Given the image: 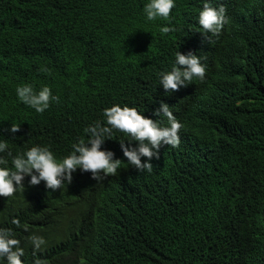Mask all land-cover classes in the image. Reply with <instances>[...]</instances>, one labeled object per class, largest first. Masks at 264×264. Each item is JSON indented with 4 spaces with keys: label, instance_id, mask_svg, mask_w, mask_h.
<instances>
[{
    "label": "clouds",
    "instance_id": "obj_1",
    "mask_svg": "<svg viewBox=\"0 0 264 264\" xmlns=\"http://www.w3.org/2000/svg\"><path fill=\"white\" fill-rule=\"evenodd\" d=\"M29 1L38 9L18 36L25 64L38 72L16 52H1L0 92L42 114L92 85L97 120L60 154L48 146L14 150L11 134L29 126L14 112L0 115L7 130L0 129V197L20 201L13 224L0 228V264H112L131 249L128 227L169 206L197 166L222 154L218 177L240 169L225 131L260 113L262 82L240 61L255 51L260 0H90L107 21L121 11L153 44L145 66L118 68L107 79L81 72L87 63L75 54L76 69L60 75L51 43H35L38 26L55 22L59 7ZM139 18L169 25L149 37Z\"/></svg>",
    "mask_w": 264,
    "mask_h": 264
},
{
    "label": "trees",
    "instance_id": "obj_2",
    "mask_svg": "<svg viewBox=\"0 0 264 264\" xmlns=\"http://www.w3.org/2000/svg\"><path fill=\"white\" fill-rule=\"evenodd\" d=\"M51 3L59 7L58 18L43 30L38 26L35 43H51L47 51L63 61L60 75L76 69L75 55L87 63L80 67L81 72L102 79L118 68L121 72L130 64L140 68L150 60L153 44L125 22L121 11L108 18L118 22H108L100 8L89 7L90 0ZM37 9L29 0H0V53L16 52L22 64L36 72V64H25L18 31L20 26L32 24ZM258 17L255 51L240 61L254 67L262 82L260 101L254 103L260 113L248 126L227 125L225 131L238 149L240 169H228L218 177L222 154L197 166L186 186L175 191L169 206L136 219L128 227L126 235L133 237L131 249L112 264H264V0H260ZM137 23L149 37L169 25L161 19L139 18ZM130 80L128 77V84ZM93 95L94 87L87 85L38 114L20 103L16 94L0 92V115L12 118L14 112L29 126L21 128L23 133L11 134L14 150L48 146L54 152L68 154L71 145L83 139L84 128L97 120ZM0 129L7 131L3 123ZM19 205L17 196L0 197V228L9 229L16 219L12 210Z\"/></svg>",
    "mask_w": 264,
    "mask_h": 264
}]
</instances>
